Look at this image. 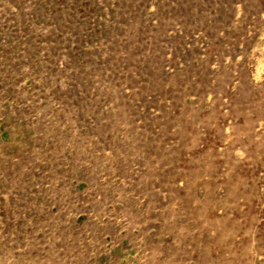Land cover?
I'll use <instances>...</instances> for the list:
<instances>
[{"label": "rangeland", "instance_id": "rangeland-1", "mask_svg": "<svg viewBox=\"0 0 264 264\" xmlns=\"http://www.w3.org/2000/svg\"><path fill=\"white\" fill-rule=\"evenodd\" d=\"M0 264H264V0H0Z\"/></svg>", "mask_w": 264, "mask_h": 264}]
</instances>
